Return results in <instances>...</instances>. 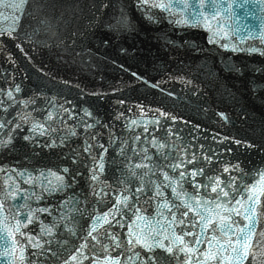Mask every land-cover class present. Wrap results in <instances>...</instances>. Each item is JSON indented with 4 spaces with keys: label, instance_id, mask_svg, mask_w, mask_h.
<instances>
[{
    "label": "snow or ice",
    "instance_id": "1",
    "mask_svg": "<svg viewBox=\"0 0 264 264\" xmlns=\"http://www.w3.org/2000/svg\"><path fill=\"white\" fill-rule=\"evenodd\" d=\"M142 2L146 3L147 0H142ZM160 7H164V5H159ZM203 6V5H201ZM10 7H17L16 5H10ZM126 24V21L121 18L118 19L116 24L113 25L114 28L123 27ZM15 92H20L21 89L17 85L15 86ZM8 99L15 104L16 100L13 98V91L9 90L6 93ZM3 103V101H0ZM24 107H27L30 103V100L20 101ZM5 113L7 114L8 109L5 107ZM67 112V110H65ZM223 115V113H221ZM86 117H91V112H85ZM52 118V113H48V119ZM63 123V121H61ZM31 124V127L28 130V135L24 136L23 138L26 141H34V137L36 135H45V126L44 124L33 123L27 115H21L20 112L17 113V118L13 120H0V133H3L7 136L6 140L0 139V145H7L13 139V134L16 130L23 127L24 124ZM80 123L85 128V135L88 136L91 140H96L97 136L92 134L89 130L96 127V124L99 123L98 121H94L92 124H88L83 120ZM49 133L51 129L47 130ZM147 131V130H145ZM70 135H76L74 129L69 130ZM66 139V137L61 138V142ZM139 139V138H137ZM54 143V142H53ZM237 144L240 141H236ZM50 146V145H49ZM97 147V144H88L84 148V151L92 155V149ZM159 147H163V145H159ZM99 148L102 151H107L103 145H99ZM123 151V150H122ZM134 154L135 151L133 150ZM76 159H73L72 163L76 164L78 162L79 153H74ZM144 158L151 161V158L147 156V153H144ZM93 160V169L90 170V181L97 182L98 181V173L104 171V164H103V155L101 154L99 161H97L96 157H92ZM207 160L210 162L212 157H208ZM192 161H196V164L201 163L195 156H193L188 163L191 164ZM99 164L97 168L96 165ZM223 163V172L230 173L231 171L241 172L239 168V164L232 165L230 162ZM184 161L181 160L179 164H172L169 163L167 165H160L155 162H152L153 167L148 168L147 171L142 173H137V171L132 169L122 170L121 177L118 179V184H123L125 187L121 189L122 191L131 192L132 189L128 188L127 185L133 182V179H137L140 187L136 188L135 192L133 193V203H128V196L125 195L122 199L121 197L117 196L116 203L113 205L110 212H105L102 216H97L94 220V225L99 224L102 220H106V218L111 214V212L120 211L119 205L123 203L126 208H133L134 204L139 202V197L144 195L146 192H152L154 190L155 197L159 198L163 196V188H171V192L173 197L180 200V203H173L171 208H168L169 215L171 217V222L164 225L162 228H157L154 232L149 230L146 233L136 236L135 240L129 239L128 243L131 245L135 244H142L144 248L151 251L153 248L159 247L160 249H164L167 253L172 254L175 256L177 253L184 254L182 256L183 264H211V261H216V264H242V261L248 258L251 244L249 243L252 239L253 232H254V225L256 223L254 216L251 213L254 211L255 202L259 199L257 195V186L253 185L251 188H248L246 185L242 186L237 177L233 175H228L223 181H221L220 176L215 177H207L208 183L204 184L203 187L207 188L208 184H211V191L216 193V200L223 199L225 203L230 204L231 201L228 200L229 196L233 192L240 193L241 188L243 187L244 190L249 192L250 194L247 196V200L251 203L248 205L247 208L244 209V212L241 213L236 208L225 209L226 212H236V215L244 216L245 220H249V224L243 228H238L237 230H233L231 227L232 224H235V221L232 220L231 215H222L220 216L219 210L223 208L221 203H217L215 201L209 202V200L204 199L202 196L199 195V189L201 188V184L196 181L197 176H206V171L200 167L193 166L191 171L187 168H184L183 171H179V168L182 167ZM168 167L172 170L175 174L173 176H169L167 171L163 172V181L157 183L156 181H152L150 179L151 174L154 170H162L163 167ZM145 167L147 165H136V168ZM65 175H69L72 177V182H74L75 177L79 175V172L72 173L70 168L64 167L62 169ZM21 178L25 175H29L27 173H21ZM41 177H43V181L46 182L47 186L44 188L45 191H60L63 192L65 188L70 186L69 181H65L63 176L57 175V173L48 170L47 175L43 172L41 173ZM49 177H55V182L49 180ZM145 177H149V179H145ZM31 183V179L26 181ZM177 182H179L180 192L177 191ZM184 184H192L193 185V192L186 193L184 191ZM222 185V186H221ZM108 186L105 185V188ZM227 189V190H226ZM115 191L116 189H112ZM90 191L93 196L100 197V199L96 200L95 203L100 204L103 202V198L105 197L106 193L101 191H96L95 184L90 185ZM260 191L264 192V175L261 176L260 182ZM207 195V193H205ZM24 199L23 204L16 205L14 211L13 218L16 221V231L20 232L21 227H26V224H30L33 222L34 216L33 210L28 205V200L30 197L27 195V190H23L22 192H18L17 190H13L11 186L3 193V199L0 200V212L5 210L4 201L7 200L9 197L12 198L13 203L17 197ZM84 199L87 200L88 196L85 195ZM232 199L234 200L235 197L233 196ZM151 201H149L150 203ZM236 204H241V201L236 200ZM78 204L77 197L74 195L70 197L66 202H62L60 207H65L66 205H70L72 208H75L77 212H79V208L76 207ZM27 207V211L24 209ZM164 207H168L164 205ZM174 209V210H173ZM140 208H135L136 212H139ZM40 212H47V208H40L38 209ZM190 213L194 215L190 216ZM218 216V224H213V219ZM18 217V218H17ZM83 218V214L80 213L79 219ZM198 218V221H197ZM61 219H67V217H62ZM193 221H197L193 223ZM26 222V223H25ZM79 220L76 216H72L70 223H78ZM119 223V221H117ZM56 227L55 222L48 227L45 226L42 228V232L51 233L53 229ZM196 227L200 228V234L204 235L206 230L212 232V239L208 241L209 249L203 251L201 255V249L197 246L202 243L200 236L197 235L194 231ZM129 232H132L131 227L129 228ZM23 235V233H21ZM11 235V233H10ZM88 236H91L92 240H97V236L92 234V231L88 232ZM219 236V239H218ZM186 237H190L191 239L188 240ZM234 237V238H233ZM31 239V238H29ZM112 240H115L116 237L113 234L111 236ZM167 241V244L165 243ZM213 241L216 242V251H212L213 248ZM223 241V243H221ZM225 249L226 254L221 257L219 255L220 249ZM228 250L231 252V256L227 255ZM53 255H57L56 252H53ZM139 255V253H137ZM75 259V257H73ZM149 261H154V257L150 256ZM116 264V262H114Z\"/></svg>",
    "mask_w": 264,
    "mask_h": 264
},
{
    "label": "water",
    "instance_id": "2",
    "mask_svg": "<svg viewBox=\"0 0 264 264\" xmlns=\"http://www.w3.org/2000/svg\"><path fill=\"white\" fill-rule=\"evenodd\" d=\"M0 101H3V103H0V120H4V119L13 120L14 116H13L11 109H10V107H9L5 97H4V94L2 92L1 87H0ZM5 107H7V109H8L7 114L4 111ZM21 138H23V135H22L20 129H18L14 132L13 139H21ZM0 139L6 140L7 136H5L3 133H0Z\"/></svg>",
    "mask_w": 264,
    "mask_h": 264
}]
</instances>
